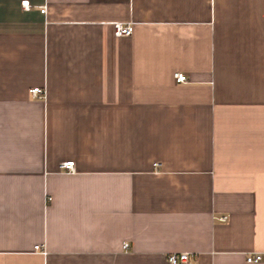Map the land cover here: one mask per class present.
<instances>
[{
    "label": "crops",
    "instance_id": "0c3cea01",
    "mask_svg": "<svg viewBox=\"0 0 264 264\" xmlns=\"http://www.w3.org/2000/svg\"><path fill=\"white\" fill-rule=\"evenodd\" d=\"M181 251L264 264V0H0V264Z\"/></svg>",
    "mask_w": 264,
    "mask_h": 264
},
{
    "label": "built area",
    "instance_id": "2783aa9c",
    "mask_svg": "<svg viewBox=\"0 0 264 264\" xmlns=\"http://www.w3.org/2000/svg\"><path fill=\"white\" fill-rule=\"evenodd\" d=\"M22 7L23 9H29L30 3L28 1H22ZM45 11V8H42V12ZM133 31V27L131 24H123V23H116L115 24V33L118 36H125L130 35ZM175 80L177 82H185L187 81V76L184 73L177 72L175 73ZM30 92L34 96L43 95L44 89L41 87H34L30 89ZM61 167L66 169L69 172H75V163L73 160L64 161L61 163ZM228 216L223 215L220 217L222 221L227 220ZM128 247V243L124 244V248ZM36 248H39V246H36ZM195 255L191 252L187 251H181V252H173L168 255V261L171 264H191L192 259ZM247 262L253 263V262H259L262 260V256L260 253H251L247 255L246 257Z\"/></svg>",
    "mask_w": 264,
    "mask_h": 264
}]
</instances>
